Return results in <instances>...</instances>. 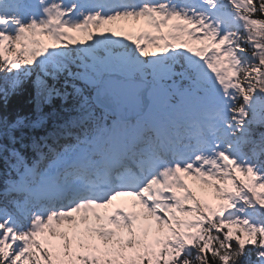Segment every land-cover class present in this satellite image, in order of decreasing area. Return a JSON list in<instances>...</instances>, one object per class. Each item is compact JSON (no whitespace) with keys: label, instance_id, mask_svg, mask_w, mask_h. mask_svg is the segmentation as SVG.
<instances>
[{"label":"snow or ice","instance_id":"obj_1","mask_svg":"<svg viewBox=\"0 0 264 264\" xmlns=\"http://www.w3.org/2000/svg\"><path fill=\"white\" fill-rule=\"evenodd\" d=\"M0 264H264V0H0Z\"/></svg>","mask_w":264,"mask_h":264},{"label":"trees","instance_id":"obj_2","mask_svg":"<svg viewBox=\"0 0 264 264\" xmlns=\"http://www.w3.org/2000/svg\"><path fill=\"white\" fill-rule=\"evenodd\" d=\"M12 103H13V106L15 107V106H18L22 102L19 100H14Z\"/></svg>","mask_w":264,"mask_h":264}]
</instances>
